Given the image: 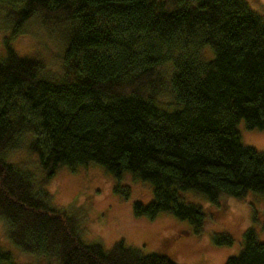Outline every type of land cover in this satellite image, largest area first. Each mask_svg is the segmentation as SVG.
Segmentation results:
<instances>
[{
	"label": "trees",
	"instance_id": "16d2710c",
	"mask_svg": "<svg viewBox=\"0 0 264 264\" xmlns=\"http://www.w3.org/2000/svg\"><path fill=\"white\" fill-rule=\"evenodd\" d=\"M6 3L12 36L34 18L66 30L60 77L8 44L0 58V217L21 252L55 264H175L121 242L81 243L75 222L8 161L22 144L45 179L59 166L93 164L149 183L152 200L135 203V215L169 212L193 234L207 218L180 192L200 193L218 211L227 198L264 195V153L241 144L237 130L240 121L264 130V19L244 0ZM164 82L174 108L157 100ZM12 263L0 248V264ZM223 264H264V242L247 229Z\"/></svg>",
	"mask_w": 264,
	"mask_h": 264
},
{
	"label": "rangeland",
	"instance_id": "374dc122",
	"mask_svg": "<svg viewBox=\"0 0 264 264\" xmlns=\"http://www.w3.org/2000/svg\"><path fill=\"white\" fill-rule=\"evenodd\" d=\"M251 10L264 19V0H244ZM6 0H0V58L8 44L14 52L39 61L45 72L55 77L63 75L64 34L57 22L42 23L40 18L27 22L15 36L10 33ZM209 55L208 49L205 51ZM167 66L163 67L166 71ZM169 86L159 88L157 100L167 108H174ZM241 144L264 153V130H248L243 121L237 124ZM9 162L29 172L38 188L50 196V207L71 218L81 243L98 244L109 250L115 243L138 250L142 254L158 253L175 264H223L236 256L242 248V235L252 229L264 242V195L249 193L242 199L227 198L221 211L210 207L200 193L183 191L180 200L200 207L207 220L199 234L192 233L188 222L176 219L169 212H160L153 219L137 216L133 205H147L152 200V186L129 174L118 178L99 166L88 164L72 169L59 166L45 179L33 154L25 144L7 155ZM214 235H228L231 246H215ZM0 248L7 251L12 264H55L40 257L21 252L11 244L7 224L0 217Z\"/></svg>",
	"mask_w": 264,
	"mask_h": 264
}]
</instances>
